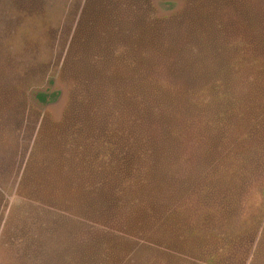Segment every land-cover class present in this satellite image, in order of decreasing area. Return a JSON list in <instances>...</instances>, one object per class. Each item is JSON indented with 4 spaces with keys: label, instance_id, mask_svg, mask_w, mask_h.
Wrapping results in <instances>:
<instances>
[{
    "label": "rangeland",
    "instance_id": "rangeland-1",
    "mask_svg": "<svg viewBox=\"0 0 264 264\" xmlns=\"http://www.w3.org/2000/svg\"><path fill=\"white\" fill-rule=\"evenodd\" d=\"M263 118L264 0H0V264H264Z\"/></svg>",
    "mask_w": 264,
    "mask_h": 264
},
{
    "label": "trees",
    "instance_id": "trees-1",
    "mask_svg": "<svg viewBox=\"0 0 264 264\" xmlns=\"http://www.w3.org/2000/svg\"><path fill=\"white\" fill-rule=\"evenodd\" d=\"M219 93V92H218ZM61 92L60 91H53V92H40L38 93V100L43 103V104H49L52 102L57 101L58 97L60 96ZM139 94H137L138 97ZM174 95L173 93H169L168 91H165L164 89H152L149 90L147 92V99L146 102L144 104H142V102L140 101V99H136L134 98L135 101V111L137 113V110L140 111H145L146 115L149 116V118L151 120H159L161 122H163V126L164 129H166L165 132V139L162 140L161 142H164L165 145L163 146V149L167 150V144L168 142L171 141V143L175 144L177 142V140H179V128L177 126H174L172 124H170L171 122V112H170V106L173 104L174 102ZM238 96L234 97V95H229L227 92H222V93H214L213 96L211 97V99L213 100L212 104H220L221 105V110L216 113V118H213L212 120H216L214 123V127L216 128V130H221L224 129L225 125L224 123H226V121L228 120L230 116V112L231 110H227L229 107V105H232L235 103V106L237 104L238 101ZM219 106V105H218ZM63 121H59L55 124H60ZM135 124L138 125V119L135 120ZM264 124V118L263 121L260 123ZM161 148L158 147V143L157 146L154 144V142H152V147H151V155H150V162L152 161V164L150 166L149 169L151 170H156L158 163L155 162L156 158L159 156V153H162L163 151ZM242 159L238 158L233 167L231 169H233V174L235 173L238 174L239 173V168L238 165L239 163L241 164ZM140 179H137V182ZM142 186V180H140V182L137 184V188ZM98 189L95 188H90L88 187H84L81 191L82 195L85 194L86 196H90L92 200H89L86 202L87 208H90L93 203L96 201L98 202H102V200L104 198H109V195L106 193L107 191L104 189V191H101V193H99L97 195V191Z\"/></svg>",
    "mask_w": 264,
    "mask_h": 264
}]
</instances>
